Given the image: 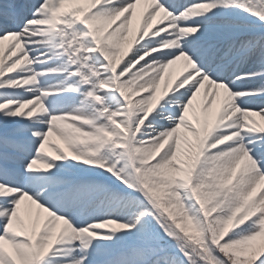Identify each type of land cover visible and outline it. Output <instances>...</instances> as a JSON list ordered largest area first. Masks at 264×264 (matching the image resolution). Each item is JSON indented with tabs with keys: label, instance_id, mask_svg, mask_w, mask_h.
Masks as SVG:
<instances>
[{
	"label": "snow or ice",
	"instance_id": "obj_1",
	"mask_svg": "<svg viewBox=\"0 0 264 264\" xmlns=\"http://www.w3.org/2000/svg\"><path fill=\"white\" fill-rule=\"evenodd\" d=\"M0 264H264V0H0Z\"/></svg>",
	"mask_w": 264,
	"mask_h": 264
}]
</instances>
